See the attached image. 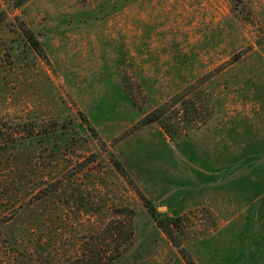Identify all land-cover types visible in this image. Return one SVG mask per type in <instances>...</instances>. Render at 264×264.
Listing matches in <instances>:
<instances>
[{"label":"rangeland","instance_id":"rangeland-1","mask_svg":"<svg viewBox=\"0 0 264 264\" xmlns=\"http://www.w3.org/2000/svg\"><path fill=\"white\" fill-rule=\"evenodd\" d=\"M247 1L251 23L233 0L15 12L45 57L0 28V120L21 140L0 147V264L25 248L31 264L74 261L91 217L122 208L134 236L115 264H264V0ZM162 106L172 134L144 120Z\"/></svg>","mask_w":264,"mask_h":264},{"label":"trees","instance_id":"trees-1","mask_svg":"<svg viewBox=\"0 0 264 264\" xmlns=\"http://www.w3.org/2000/svg\"><path fill=\"white\" fill-rule=\"evenodd\" d=\"M27 0H15L12 5L8 6L7 9L0 7V28L7 29L8 32L14 33L18 37L22 38L25 42H27L32 50L41 57H45V51L42 46V41L40 39V33H37L33 30L24 20L21 19L19 15H15V12L18 11ZM233 11L237 16H239L242 20L251 23L250 21L253 17L249 15V8L251 6V1L247 0H233ZM13 16V17H12ZM177 104V102H174ZM165 107H161L156 109L153 113L149 114L144 120L147 123H160L167 133L172 134V131L167 125V122L161 119V113L164 111ZM59 123H51L45 125L43 128L46 130L45 132H49L50 128H58ZM65 128V127H64ZM92 131L95 132L93 127H90ZM20 133H16L15 131H10L6 122L2 123L0 120V147L12 145H19L17 142L21 140L17 135ZM35 131L29 133V136H34ZM14 143V144H13ZM120 164L118 163V168H120ZM37 172V171H36ZM36 174H40L38 171ZM39 180L40 176L36 178V182ZM38 182V183H39ZM55 189L48 191L51 194H54L57 187V182L53 183ZM66 189H64V192ZM117 216H113L109 219L98 218L97 215H93L91 217V224L93 229L98 230L94 231L91 236L92 243H86L80 249L76 259L73 261L72 256L66 258L61 257L66 250L63 249H52V252H57V256H60L64 261L55 262V264H115L116 261L123 258L132 244L134 230H133V220L135 218V212L132 209L122 208L117 209ZM155 214V213H154ZM153 215V214H152ZM155 216V215H154ZM31 218V216H30ZM160 229L166 232L170 237L171 233L168 229L169 224L167 225L163 220H157ZM4 229L0 230V247L1 244H4L3 241ZM23 237L24 233H12V244H18L17 237ZM2 242V243H1ZM37 250V249H36ZM17 251L10 253L8 255V259L10 262L15 261L17 259L16 255ZM61 252L63 254H61ZM25 254L21 255L19 262L16 264H31L32 258L28 253V250L25 248ZM61 260V259H60Z\"/></svg>","mask_w":264,"mask_h":264}]
</instances>
